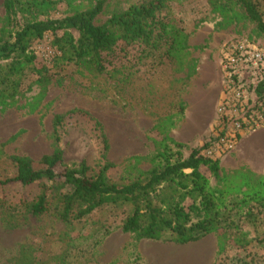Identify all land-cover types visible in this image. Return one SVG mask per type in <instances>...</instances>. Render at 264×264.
Returning a JSON list of instances; mask_svg holds the SVG:
<instances>
[{
	"label": "rangeland",
	"instance_id": "rangeland-1",
	"mask_svg": "<svg viewBox=\"0 0 264 264\" xmlns=\"http://www.w3.org/2000/svg\"><path fill=\"white\" fill-rule=\"evenodd\" d=\"M53 1L55 9L37 19H62L93 10L99 0ZM144 1L149 0H104L95 23L101 25ZM2 2L4 40L31 17L20 15L18 26H7ZM165 3L161 16L167 31L164 39L157 40L158 49L148 50L141 60L136 45L127 60L103 73L95 72L87 60L57 59L61 53L53 46L52 33L32 43L37 66L49 71L41 79L30 74L20 80L19 91L0 107V178L15 172L11 157L39 160L60 149L67 165L86 161L95 169L108 159L116 165L112 178L142 180L165 147L179 149L174 145L178 138L183 140L179 142L184 156L209 139L207 131L200 134V126L190 141L186 125V109L198 92L199 67L204 61L221 63L222 46L232 39L264 46V31L235 0ZM57 115L65 116L58 128ZM233 152L220 158V177L207 168L204 172L220 208L228 212L244 198L247 204L230 213L233 224L219 226L187 245L122 231L132 212L130 205L104 206L81 220L65 222L54 213L34 216L16 204L21 196L36 192L35 184L2 186L0 200L5 197L8 202L0 205V264H264V159H257L263 162L257 165L244 159L236 162L228 158ZM257 193L259 198H250ZM249 211L254 214L248 216Z\"/></svg>",
	"mask_w": 264,
	"mask_h": 264
},
{
	"label": "trees",
	"instance_id": "trees-1",
	"mask_svg": "<svg viewBox=\"0 0 264 264\" xmlns=\"http://www.w3.org/2000/svg\"><path fill=\"white\" fill-rule=\"evenodd\" d=\"M246 11L250 20L264 31V0H235ZM94 9L76 13L62 19H37L47 16L55 7L53 0H3L7 26H18V16L31 17L23 27L10 32L8 39L0 38V107L6 99L13 98L21 87L20 80L30 74L41 79L49 68L37 66V56L31 50L34 41L54 34L53 46L61 53L57 57L63 63L84 60L96 72L103 73L127 60L136 47L142 60L148 50H157V40L165 38L167 25L162 18L165 0H149L135 4L126 11L111 16L97 25L104 0ZM71 31L76 32V37ZM63 32L60 37L56 33ZM173 41L169 44L172 49ZM84 113V112H83ZM65 116L55 117L58 128ZM207 138H212V134ZM58 140V136H56ZM195 148L189 156L179 149L165 147L155 156L156 164L145 172V178L128 181L114 179L111 170L115 163L106 159L98 168L86 162L67 165L63 152L56 149L39 160L29 157H11L16 167L12 174L0 178V187L6 185H33L36 192L21 196L16 204L34 216L56 214L62 221L73 222L91 215L108 205H130L132 212L121 229L133 232L141 239L166 238L179 244H191L203 238L215 228L233 224L231 212L247 204L246 199L234 203L231 208L219 206L216 193L209 186L204 168L220 177V159L202 154L208 142ZM104 147L107 141L104 139ZM259 193L255 197L259 198ZM0 205L7 204L3 197ZM9 207L14 206L9 203ZM254 214L248 212V216Z\"/></svg>",
	"mask_w": 264,
	"mask_h": 264
},
{
	"label": "built area",
	"instance_id": "built-area-1",
	"mask_svg": "<svg viewBox=\"0 0 264 264\" xmlns=\"http://www.w3.org/2000/svg\"><path fill=\"white\" fill-rule=\"evenodd\" d=\"M220 73L217 120L202 151L212 159L236 151L246 133L264 129V46L247 39L226 41Z\"/></svg>",
	"mask_w": 264,
	"mask_h": 264
},
{
	"label": "crops",
	"instance_id": "crops-1",
	"mask_svg": "<svg viewBox=\"0 0 264 264\" xmlns=\"http://www.w3.org/2000/svg\"><path fill=\"white\" fill-rule=\"evenodd\" d=\"M196 80L199 82L198 92L193 94L189 107L186 109V125L193 137L200 126H203L200 134L210 133L215 125L217 102L221 96L220 59L216 62L204 61L198 69ZM179 141H183L178 138ZM178 141V142H179ZM187 143L188 141L185 140ZM181 143V142H179ZM235 152L228 158L241 162L246 160L250 165L262 164L256 162L264 159V129L251 132L242 137ZM190 155V154H189Z\"/></svg>",
	"mask_w": 264,
	"mask_h": 264
}]
</instances>
